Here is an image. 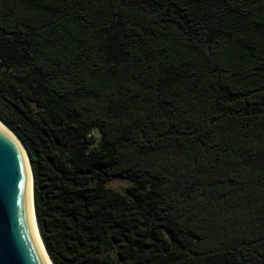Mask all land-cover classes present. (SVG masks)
Masks as SVG:
<instances>
[{
    "label": "trees",
    "instance_id": "obj_1",
    "mask_svg": "<svg viewBox=\"0 0 264 264\" xmlns=\"http://www.w3.org/2000/svg\"><path fill=\"white\" fill-rule=\"evenodd\" d=\"M0 119L54 264H264V0H0Z\"/></svg>",
    "mask_w": 264,
    "mask_h": 264
},
{
    "label": "water",
    "instance_id": "obj_2",
    "mask_svg": "<svg viewBox=\"0 0 264 264\" xmlns=\"http://www.w3.org/2000/svg\"><path fill=\"white\" fill-rule=\"evenodd\" d=\"M0 264H54L37 221L28 151L1 119Z\"/></svg>",
    "mask_w": 264,
    "mask_h": 264
},
{
    "label": "rangeland",
    "instance_id": "obj_3",
    "mask_svg": "<svg viewBox=\"0 0 264 264\" xmlns=\"http://www.w3.org/2000/svg\"><path fill=\"white\" fill-rule=\"evenodd\" d=\"M130 183L129 180L123 178H115L109 181V186L117 190H124L127 185Z\"/></svg>",
    "mask_w": 264,
    "mask_h": 264
}]
</instances>
